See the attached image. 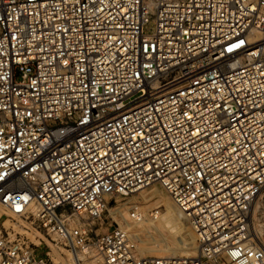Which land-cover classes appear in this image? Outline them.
Listing matches in <instances>:
<instances>
[{
    "label": "built area",
    "instance_id": "1",
    "mask_svg": "<svg viewBox=\"0 0 264 264\" xmlns=\"http://www.w3.org/2000/svg\"><path fill=\"white\" fill-rule=\"evenodd\" d=\"M154 184L195 256L138 255L118 200ZM263 185L264 0H0V218L73 264H264ZM38 240L0 227V264H50Z\"/></svg>",
    "mask_w": 264,
    "mask_h": 264
},
{
    "label": "rangeland",
    "instance_id": "2",
    "mask_svg": "<svg viewBox=\"0 0 264 264\" xmlns=\"http://www.w3.org/2000/svg\"><path fill=\"white\" fill-rule=\"evenodd\" d=\"M148 27H152L151 24ZM120 216L127 218V213L133 208L145 214L144 221H127L126 228L134 236L137 253L139 256L169 255L178 257H193L197 252V240L192 230L189 219L178 209L168 193L158 184L151 185L138 193L118 200ZM155 209L158 211L159 219L151 220L149 211ZM147 212V215H146ZM2 210L0 209V215ZM251 226L256 236L257 243L264 249V185L256 195L249 211ZM148 216V217H147ZM116 216L115 221L105 212L102 219L82 220L90 223L93 232L101 234L107 229L123 223L122 218ZM152 221V222H151ZM3 222V224H1ZM23 219L9 216L0 218V227H5L16 236H21L25 243L34 247L38 244V238L41 243L36 248V253L42 255L48 251L50 264H73L68 251L62 245H53L48 237H42L35 231V226L27 229ZM94 262L99 261L95 256Z\"/></svg>",
    "mask_w": 264,
    "mask_h": 264
},
{
    "label": "bare ground",
    "instance_id": "3",
    "mask_svg": "<svg viewBox=\"0 0 264 264\" xmlns=\"http://www.w3.org/2000/svg\"><path fill=\"white\" fill-rule=\"evenodd\" d=\"M137 209H138V207H137ZM139 211V210H138ZM181 211V210H180ZM139 212H141V211H139ZM141 214L143 215L142 216V218L139 220V221H137V222H142V221H144V219H145V214L143 213V212H141ZM146 215H147V212H146ZM148 217V216H147ZM159 218H161V217H159L158 216V214H157V216H156V219H159ZM151 220H155L153 217H151L150 218ZM152 222V221H151ZM94 256V255H93ZM96 257H98V256H96ZM156 257H172V256H169V255H157ZM99 258V257H98ZM95 261V260H94Z\"/></svg>",
    "mask_w": 264,
    "mask_h": 264
}]
</instances>
